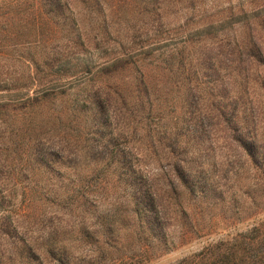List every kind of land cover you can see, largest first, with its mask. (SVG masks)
<instances>
[{
	"label": "rangeland",
	"instance_id": "374dc122",
	"mask_svg": "<svg viewBox=\"0 0 264 264\" xmlns=\"http://www.w3.org/2000/svg\"><path fill=\"white\" fill-rule=\"evenodd\" d=\"M41 1L0 0V264H179L227 246L260 188L234 136L257 124L264 144V69L246 54L264 50V0ZM41 7L52 29L29 25ZM175 165L203 188L192 199ZM140 182L174 214L167 240L142 224ZM184 208L207 227L188 241Z\"/></svg>",
	"mask_w": 264,
	"mask_h": 264
},
{
	"label": "trees",
	"instance_id": "16d2710c",
	"mask_svg": "<svg viewBox=\"0 0 264 264\" xmlns=\"http://www.w3.org/2000/svg\"><path fill=\"white\" fill-rule=\"evenodd\" d=\"M127 1L130 0H119V2ZM41 2L43 4L49 3L51 6H59L58 2L48 0ZM41 11H43L41 12V15L39 17H34V19L29 22V25L39 27V29H44V27L52 29L53 23H56L54 18H51L50 9L41 7ZM246 54L250 63H257L259 67L264 69V50L259 44L256 42L252 43L251 49L247 50ZM261 85L264 87V83ZM166 107H171V105L167 104ZM173 112H176V106H173L169 115ZM156 113L150 108L144 118L152 124L159 118V113ZM254 119L257 122L258 115L254 114ZM255 127H257V124H255ZM255 127L250 128L246 132L243 131V136H234L236 147L240 150V156L244 157V163L248 164V169L254 174L253 185H260V188L257 190L258 192H251L250 190V193L248 191L246 192V196H249L246 198L249 202L248 207H252L253 209L248 218H246V220L250 219L247 225L248 228L232 234L233 236L228 240L229 242L227 246H218L216 250H213V247L209 248V246L203 252L184 258L179 264H264V144L258 137ZM241 131L240 127L236 128L237 134ZM172 152L173 154L175 153L174 150H172ZM239 170L242 169L239 168ZM175 176L179 179L178 184H182L185 187V192H182V194L186 195L188 198L192 199L194 192L203 189L199 186V182L193 178L191 171L188 173L181 172L180 174L176 167ZM258 180L261 181L257 182ZM178 184L175 186L171 183L170 191L177 193ZM138 187L141 192L140 203L144 206L142 224L147 225L152 236L157 237L160 240H167L169 236L167 221L170 222L169 220L174 214L169 206L162 204V201L158 197V193L153 186L140 182L138 183ZM260 189H262L263 192H261ZM179 194L181 193L179 192ZM179 213L183 219L180 228V241L182 239L183 241H188L191 237H199L200 233L207 228L204 227L201 222L203 219L202 212H196V210L184 208L180 210ZM237 213H240V208ZM227 218L231 219V217ZM237 220L238 223L239 221H243L240 216H238ZM250 221H252V223H250Z\"/></svg>",
	"mask_w": 264,
	"mask_h": 264
}]
</instances>
